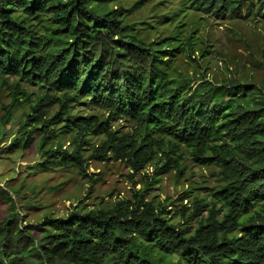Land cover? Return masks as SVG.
<instances>
[{
	"label": "trees",
	"instance_id": "1",
	"mask_svg": "<svg viewBox=\"0 0 264 264\" xmlns=\"http://www.w3.org/2000/svg\"><path fill=\"white\" fill-rule=\"evenodd\" d=\"M147 1L0 0V89L10 98L0 142L6 136L17 154L34 147L43 170L71 165L90 180L91 159L116 158L130 167L132 186L131 199L108 209L80 200L64 216L28 223L25 192L0 179L7 212L0 264H264V83L235 75L240 52L230 58L222 50L232 76H208L212 41L195 21L241 19L245 6L261 13L264 0H181L190 13L179 21L172 0H156L162 14ZM87 100L108 115L73 116ZM23 105L28 111L9 135ZM122 118L135 127L111 128ZM67 135L69 149L61 141ZM91 135L102 138L92 144ZM186 159L216 168L218 184L206 197L184 192L191 205L182 204V218L172 222L170 198L147 193L163 174H184ZM190 218L196 226L185 224Z\"/></svg>",
	"mask_w": 264,
	"mask_h": 264
},
{
	"label": "rangeland",
	"instance_id": "2",
	"mask_svg": "<svg viewBox=\"0 0 264 264\" xmlns=\"http://www.w3.org/2000/svg\"><path fill=\"white\" fill-rule=\"evenodd\" d=\"M133 0H131L132 2ZM171 1V0H169ZM147 9L151 13L162 14L161 5L156 6V0L147 1ZM171 5L176 11V21L182 19V15L189 14L187 11V3L181 5V0H172ZM258 14V15H257ZM257 17H256V16ZM211 16V15H210ZM135 17L138 18L137 12ZM255 17V19H254ZM187 18V17H186ZM185 18V20H186ZM263 18V22L261 21ZM163 18L158 19L161 21ZM184 20V21H185ZM199 19L195 17L196 23L204 29L206 36L212 41L210 43V52L206 64L208 67V76L216 77L215 79H225L231 75L230 70H227V65L222 56V50L228 52L231 58L233 54L240 52L245 57L242 59L236 54L234 60L239 62L240 67L235 75L243 76V80L249 81L251 74L257 76L259 82L264 79V59L262 52L264 50V40L261 35L264 32V11L258 13L256 9L250 12L249 6L243 9V18L227 16L224 19H216L213 16L207 19ZM187 21H190L187 18ZM157 22L155 18L145 21L146 26H151ZM162 24V23H159ZM248 38V39H246ZM215 48V50H214ZM255 53L258 57L256 64L250 61L244 63L248 57ZM249 55V56H248ZM210 62L208 63V61ZM255 62V61H254ZM258 65V66H257ZM219 82V81H218ZM30 90H37L31 88ZM10 102L9 95L5 89H0V115L4 112L2 107ZM28 111L27 106H19L15 109L13 119L8 124L5 130L9 135L16 133L18 122L24 117V112ZM99 115L101 118L106 117L108 113L105 110H100L91 106L89 100L77 104L73 107V116ZM23 120V119H22ZM111 128L121 132H128L132 127L128 119H119L110 123ZM0 142V179L4 182H10L22 188L25 192L22 195V201L30 202V207L24 208L27 222H41L44 216L49 214L54 217H61L68 213L71 205H76L81 202V206L85 205L88 208H110L114 202L118 200L128 201L132 197V186L130 177V167L116 158H111L108 161L90 160V169L92 180L82 177L75 166H58L56 163L51 165L49 170H43L40 166L41 154L34 147L27 148L22 154L11 152L9 145L5 146V138ZM102 138V135H91L90 142L96 144ZM1 140V136H0ZM61 141L65 148L71 146L70 136L62 137ZM91 147L87 146L83 150L84 157L88 158ZM40 166V167H39ZM185 168L184 174L178 175L179 170H171L163 174L160 181L150 188L147 193L148 199L156 201L170 198L167 218L172 222L179 221L181 216L182 204L191 205L187 199L182 200L181 196L184 192L196 193L202 197H206V191L217 186V169L211 166H200L189 159L183 162ZM145 172V171H144ZM143 174L135 175L136 180H139L138 187H141ZM142 183H141V182ZM34 188V190H31ZM189 212L186 213L188 215ZM6 212V204L0 201V219ZM26 223V222H25ZM185 224L188 226H196L197 219H186Z\"/></svg>",
	"mask_w": 264,
	"mask_h": 264
}]
</instances>
